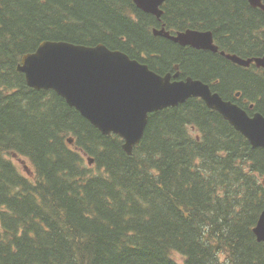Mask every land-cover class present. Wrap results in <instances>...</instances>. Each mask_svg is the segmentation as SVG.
<instances>
[{
	"label": "trees",
	"instance_id": "1",
	"mask_svg": "<svg viewBox=\"0 0 264 264\" xmlns=\"http://www.w3.org/2000/svg\"><path fill=\"white\" fill-rule=\"evenodd\" d=\"M162 11L158 20L133 0H0V264H264L253 233L264 149L218 112L192 98L154 113L128 156L118 136L17 70L45 41L104 44L159 75L178 65L180 78L226 100L242 91L264 115L261 70L153 34L210 31L220 50L259 57L264 12L248 0H167Z\"/></svg>",
	"mask_w": 264,
	"mask_h": 264
},
{
	"label": "water",
	"instance_id": "2",
	"mask_svg": "<svg viewBox=\"0 0 264 264\" xmlns=\"http://www.w3.org/2000/svg\"><path fill=\"white\" fill-rule=\"evenodd\" d=\"M166 1L133 0L138 9L158 20ZM248 1L253 8L264 12V0ZM153 34L182 47L219 52L212 32L187 30L172 35L163 27L155 29ZM221 55L241 66L256 63L264 68V57L245 60L225 52ZM17 70L25 75L30 88L53 90L104 135L116 134L123 138V149L128 155L140 144L150 114L176 107L191 98L202 99L221 114L254 148H264L262 114L250 117L237 104L213 93L204 82L191 77L179 79V66L175 67V74L159 75L148 65L104 45L89 47L45 41L35 52L23 56ZM253 232L259 243L264 242V210Z\"/></svg>",
	"mask_w": 264,
	"mask_h": 264
},
{
	"label": "rangeland",
	"instance_id": "3",
	"mask_svg": "<svg viewBox=\"0 0 264 264\" xmlns=\"http://www.w3.org/2000/svg\"><path fill=\"white\" fill-rule=\"evenodd\" d=\"M11 160L14 162V164L17 166L18 170L24 174L26 177L33 179V173L34 167L31 165V163L24 158H11Z\"/></svg>",
	"mask_w": 264,
	"mask_h": 264
},
{
	"label": "bare ground",
	"instance_id": "4",
	"mask_svg": "<svg viewBox=\"0 0 264 264\" xmlns=\"http://www.w3.org/2000/svg\"><path fill=\"white\" fill-rule=\"evenodd\" d=\"M261 35V34H260ZM248 36V35H247ZM16 151V150H15ZM203 212V211H202ZM227 215V214H226ZM227 251V250H226Z\"/></svg>",
	"mask_w": 264,
	"mask_h": 264
},
{
	"label": "flooded vegetation",
	"instance_id": "5",
	"mask_svg": "<svg viewBox=\"0 0 264 264\" xmlns=\"http://www.w3.org/2000/svg\"><path fill=\"white\" fill-rule=\"evenodd\" d=\"M246 103V102H245ZM244 102H242V104H245Z\"/></svg>",
	"mask_w": 264,
	"mask_h": 264
}]
</instances>
